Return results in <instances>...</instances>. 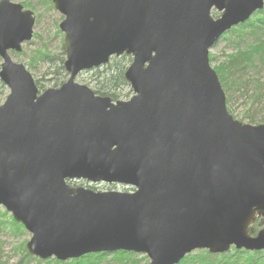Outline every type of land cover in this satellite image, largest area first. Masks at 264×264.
Here are the masks:
<instances>
[{
  "label": "water",
  "instance_id": "95a60500",
  "mask_svg": "<svg viewBox=\"0 0 264 264\" xmlns=\"http://www.w3.org/2000/svg\"><path fill=\"white\" fill-rule=\"evenodd\" d=\"M52 2L64 15L69 78L40 92L10 53L33 38L36 16L0 0V78L10 90L0 104V205L32 234L28 251L67 260L121 249L177 264L200 248L264 250V228L249 233L264 215V122L228 111L209 55L264 0ZM123 54L132 56L129 100L76 81Z\"/></svg>",
  "mask_w": 264,
  "mask_h": 264
},
{
  "label": "rangeland",
  "instance_id": "374dc122",
  "mask_svg": "<svg viewBox=\"0 0 264 264\" xmlns=\"http://www.w3.org/2000/svg\"><path fill=\"white\" fill-rule=\"evenodd\" d=\"M12 1L23 4L25 8L32 10L36 16L34 37L23 44V50L21 52L12 53L13 58L26 64L34 77L39 81L41 85L39 87L40 90L60 87L62 83L68 80V74L66 76L56 77V65H51L48 61L37 59L33 62L34 65L31 66L30 61L32 56H36L38 50L43 52L49 51L53 55L64 57V59L66 58L64 33L59 27L61 21L64 19V15L53 6L52 0ZM252 18H255V16L253 15ZM261 26L262 28L259 29L258 27L249 25L246 28L230 31L227 35L220 38L210 50L212 67L217 71V69H222V64H225L226 73L228 72L226 84L224 85L222 82L227 96L228 111L238 120L251 124L264 122V50L253 52L252 56H254V59L250 60L251 62L240 64V68L235 69L233 67L235 73H231L228 70V66L233 55L239 54L245 50H252L250 49L251 47L264 42V26ZM112 58L110 62H113V60L116 61L114 57ZM1 64L2 59L0 57V70ZM129 65L130 64L127 65V68ZM98 73L99 72L94 69L85 70L78 75L76 81L81 84H86L96 91L98 89ZM114 92L117 94L115 100L126 101L134 95L130 84L118 87ZM8 93L9 90L6 91L5 95L0 97V104L6 100ZM71 184L74 186L92 188L98 191L134 190L129 186L107 183L95 184L85 180L72 181ZM13 219L12 213L9 212L5 206L0 205V264H60L55 261L29 258L25 251L27 249V242L32 234L26 228L19 231ZM255 226L257 231L263 228L264 217L259 218ZM234 250V247H232L229 252H234ZM200 251L202 250H194V252ZM133 257L135 260L119 261L113 259L111 256H106V258L98 264L150 263V258L145 253L135 252Z\"/></svg>",
  "mask_w": 264,
  "mask_h": 264
},
{
  "label": "trees",
  "instance_id": "16d2710c",
  "mask_svg": "<svg viewBox=\"0 0 264 264\" xmlns=\"http://www.w3.org/2000/svg\"><path fill=\"white\" fill-rule=\"evenodd\" d=\"M213 14L216 16L218 13L214 11ZM254 16L255 18H250L246 22L239 24L238 27L236 26L231 28L224 35H227L228 32L230 31L246 28L249 25H253L254 27H258L259 29L262 28L261 25L264 26V8L256 12ZM250 49L252 50H245L240 52L239 54H235L232 56L230 60V64L228 66L229 68L228 70L231 73L232 72L235 73V71H233L234 68L235 69L240 68L241 66L240 64L244 62H251L250 60L254 59V56H252L253 52L264 50V42L256 44ZM115 57L114 59L116 61L113 60V62H109L108 64H105L103 66L93 68L94 70L99 72L98 73L99 76L97 78L98 89L96 90V93L102 95H110L114 99L117 97V94L114 91H116L118 87H121L123 85H129V82L126 80L124 74L127 65L130 64L132 61V57L126 54L119 56V58H115ZM37 59L48 61L51 65H56V71H55V73L57 74L56 77L66 76L68 74L64 67V60H65L64 57L53 55L49 51L43 52L38 50L36 52V56L31 57L30 65L33 66L34 65L33 62L36 61ZM217 71L219 72V75L221 77V82H223V84L225 85L226 77L228 75V72L226 73L225 70V64L224 65L222 64V69H217ZM37 83L40 87L41 85L38 80ZM6 91H7V86L0 80V97L5 95ZM258 219L256 220L257 222ZM13 220L15 221V225L17 226V229L21 231L24 228L23 224L16 221L15 219ZM256 221L255 223H257ZM255 223L250 228V231H252L253 233L257 232ZM201 250L202 251L200 252H192L186 255L178 264H264V251L250 252L246 250H234V252L219 254V253H211L207 249H201ZM25 253L29 258H37V260L40 259L29 253L27 249ZM134 253L135 252L126 251V250H115V251L88 253L77 258L68 259L66 261L59 260L56 257H51L46 260L55 261L60 264H98L102 260H104L106 256H111L113 259L119 261L135 260L133 257Z\"/></svg>",
  "mask_w": 264,
  "mask_h": 264
},
{
  "label": "bare ground",
  "instance_id": "6f19581e",
  "mask_svg": "<svg viewBox=\"0 0 264 264\" xmlns=\"http://www.w3.org/2000/svg\"><path fill=\"white\" fill-rule=\"evenodd\" d=\"M236 26H237V25H236ZM236 26H233V27H236ZM233 27H232V28H233Z\"/></svg>",
  "mask_w": 264,
  "mask_h": 264
}]
</instances>
